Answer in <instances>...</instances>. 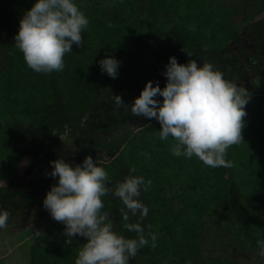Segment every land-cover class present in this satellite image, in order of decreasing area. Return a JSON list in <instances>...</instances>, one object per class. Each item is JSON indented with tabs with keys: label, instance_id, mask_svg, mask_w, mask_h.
Masks as SVG:
<instances>
[{
	"label": "trees",
	"instance_id": "obj_1",
	"mask_svg": "<svg viewBox=\"0 0 264 264\" xmlns=\"http://www.w3.org/2000/svg\"><path fill=\"white\" fill-rule=\"evenodd\" d=\"M86 1L74 0L89 20L87 28L81 33L83 48L73 44V50L65 53V67L62 71L38 73L27 65L23 54L14 45L21 18L37 0H0V162L3 161L2 157H17L19 154L13 144H10L16 138L21 143L24 141L16 134L17 121L30 120L45 138L55 143L61 142V136L65 133L75 138V146L76 140L81 136H88L89 142L81 140L76 150L78 154L72 153L71 158L76 164H82L91 155L95 161L97 149L106 148L111 160L100 167L111 177L107 186L113 191L102 197V211L109 214L114 230L126 238H137V234L123 228L121 209H127L114 195L115 187L129 174L143 176L145 182L152 181L148 190L141 187V195L138 197L149 209L147 216L139 221L149 243L135 257L129 258V264H165L162 258L166 256L162 249L163 243L170 246L172 239H179L186 247L195 249V245L191 243L194 230L178 221L179 209L165 203L166 182L174 180V177H182L183 163L187 158L172 154L171 147L176 141L172 137L160 139L159 131L162 126L155 118L149 119L151 122L148 125L133 132L128 126L140 117L132 115L130 105L127 111L117 108L115 95H120L125 103L132 104L149 80L153 82V86L158 82L163 89L167 83V77L163 73L171 56H175L181 64H187L190 59L197 60L201 65L203 61H208L223 73L226 80L232 82L236 77L232 72H242L243 69L231 45V42L238 45L240 40L237 31L229 25L228 18L232 17L234 8L224 2L218 8L217 16H208V12L203 10L197 30L181 28L176 44L171 40L161 44L150 32L141 31L143 29L140 27L159 17V14H168L171 8L179 6L181 0H116L120 6L108 12L99 4L100 1L106 3L111 0H91V5L86 4ZM200 1L190 0L195 8L202 7ZM257 1L264 10V0ZM248 34L255 36L257 43H264V18L250 27ZM262 52L264 53V49ZM109 55L121 61L119 74L115 79L102 73L99 64L101 59ZM252 98L249 99V104ZM156 99L163 101L162 96H157ZM253 99L258 100L259 105L252 106H255V110L260 109L264 115V96L256 95ZM252 106L245 108L246 116ZM123 127V132L115 136L116 130ZM39 143L36 142L38 145ZM228 149L225 159L235 158L238 165L242 166L240 158L246 154L236 155ZM43 151L42 147L35 148L36 159ZM260 155L255 160L245 162V167L242 166L244 176L249 179L248 186L254 188L245 187L244 180L235 179L224 195L226 216L237 228L234 237L238 241L243 239L245 248L259 257L254 264H264V256L260 255L258 243L264 241V152ZM46 156L52 159L68 157L64 149L57 153L48 150ZM197 160L193 167L200 170L204 163ZM133 167L136 171L131 173L130 169ZM218 169L219 167L213 168ZM226 170L235 177L243 175L234 166ZM192 177L194 181L197 180L196 173ZM44 180L45 178H40L41 183ZM20 193L21 190L0 186V204L7 202L18 208L20 200L25 208L41 198L40 193H34L26 196L31 199L30 202L21 197L18 200L16 196ZM256 199L261 200L257 202ZM254 200L256 204L251 206L250 203ZM51 219L49 217L46 222L50 223ZM137 221L138 216L130 214L129 222ZM41 233L40 243L32 249L34 264H72L76 255L78 257L81 249L78 240L73 239L71 244L66 242L67 239L57 241L60 237L65 239L62 222L57 221L52 226L44 227ZM151 234L156 236L155 248L151 247ZM188 234L190 244L184 239ZM227 247L225 250L229 254L223 250L221 254L211 256L202 250L183 258H186V264H246L240 258L236 259L237 252L230 248L231 245ZM167 261L170 264H182L176 256Z\"/></svg>",
	"mask_w": 264,
	"mask_h": 264
},
{
	"label": "clouds",
	"instance_id": "obj_2",
	"mask_svg": "<svg viewBox=\"0 0 264 264\" xmlns=\"http://www.w3.org/2000/svg\"><path fill=\"white\" fill-rule=\"evenodd\" d=\"M88 24V18L74 0H37L21 18L14 45L34 71H62L65 53L73 50V44L83 48L81 33ZM187 54L192 57L190 52ZM99 64L102 73L113 79L118 77L121 61L115 56H106ZM163 75L167 77L163 89L158 82L153 86L149 80L132 104L115 95L116 107L127 111L130 105L133 116L158 120L162 126L160 139L172 137L176 141L171 147L173 155L195 156L212 168L233 167V162L225 156L230 146L243 140L248 91L226 80L208 61L201 65L190 59L187 64H181L171 56ZM157 96H162L163 101L156 99ZM50 163L49 175L58 178V183L48 191L43 207L53 219L65 224L68 244L77 236L86 238L75 264H129L130 257L148 246L139 221L147 216L149 209L138 197L142 186L145 191L150 188L151 180L145 182L143 176L129 174L115 187L114 195L127 209H121L123 228L137 234V238H126L114 230L109 214L102 211V197L113 191L107 186L111 177L103 167L97 166L91 155L74 167L63 157ZM135 171V167L130 169L131 173ZM130 214L138 216V221L130 223ZM7 220L8 212L0 210V228L6 226ZM35 234L42 235L39 230ZM151 240V247L155 248V234H151ZM258 243L260 255L264 256V241Z\"/></svg>",
	"mask_w": 264,
	"mask_h": 264
},
{
	"label": "rangeland",
	"instance_id": "obj_3",
	"mask_svg": "<svg viewBox=\"0 0 264 264\" xmlns=\"http://www.w3.org/2000/svg\"><path fill=\"white\" fill-rule=\"evenodd\" d=\"M86 2V4H92L91 0H87ZM100 2V7L107 12L120 6L116 0L106 1V3L103 1ZM200 2L202 7L195 8L196 6L191 4L190 0H181V3L178 4L179 6L171 8V11L169 10L168 14L166 13L167 15L159 14V17L151 19L148 23L141 26L140 28L143 29L141 31L144 33L150 32L154 39L156 38L161 44H166L165 42L167 40H171L173 44H176L178 36L182 32L181 28L191 31L197 30L203 10L208 12L206 13L208 16H217L218 8L223 6L225 2L231 4L234 8V11L231 12L232 17L228 19L229 25L239 34L240 40L238 45H246V49L251 51L253 56L260 54V49H262L263 45L255 48L252 44H248L249 39H254L253 35L248 34L249 28L264 18V10H262L257 0H201ZM170 37L173 38L171 39ZM231 45L233 48L232 51L239 53V46L233 42H231ZM261 58L260 70L255 68V70H250L249 74H238L232 81V83L238 86H243L248 91L250 98H254L256 95L264 96V56ZM253 98L252 102L250 104L248 102L245 108L249 109V106L259 105L257 103L258 100ZM254 107L252 106L251 111H248L249 115L244 117L245 126L242 130L243 140L237 145L230 146L228 149L234 151L236 155L246 154L240 158L243 167H245V162L247 163V161L257 159L256 157L261 156L260 153L264 152V115L260 109L255 110ZM150 122L149 119L141 116L138 120L131 122L128 127L133 132H137ZM16 123H14L16 134L20 140L24 141L21 143L16 138L10 143L13 144V147L19 153L17 157H2L3 161L0 162V186L6 187L15 178H21L23 180L35 176L41 178L44 174L50 172L52 170V164L50 162L61 156L55 159L49 158L46 156L48 150L57 153L64 149L66 156L77 150V144L76 146L74 144L75 138L70 137L68 133L61 136V142L55 143L45 138L37 130V126L30 120L17 121ZM123 130L124 127L118 128L115 136L120 135ZM38 141L40 142L39 145L36 144ZM36 147H42V150H44L38 159H36L34 154ZM241 150H244V152H237ZM64 159L66 160L67 157ZM197 159L194 156L185 159L182 177H174V180L166 182L167 186L165 188V194L167 192L165 203L169 204V207L172 205L173 208L179 209L180 219L178 221L194 230L191 243L195 245V249L192 250L186 247V244H182L179 239H172L173 241L170 246L163 243L162 249L166 253V256L162 257L164 263L170 264L167 259L176 256L178 262L186 264V258H183V256L188 257L191 253L202 250L211 256L219 255L223 250L229 254L225 249H228L227 246L231 245L230 248L237 252L236 259L240 258L246 264H254L259 257L245 248L243 239L240 238V241H238L234 237L237 228L231 224L225 212L224 195H226L231 182L235 179L239 181L244 180V186H248L249 179L244 176L245 173L242 171L243 167L238 165L235 158L231 159V157H228L229 161L233 162L234 168L240 169V172L243 173V175L235 177L225 167H219L218 170H213L212 167L204 164L200 170L194 168V162L196 163L198 161ZM110 160L111 157H109L106 148L99 147L96 151L95 160L97 166L108 163ZM194 173L197 174V180L195 181L192 177ZM194 185L195 188L193 187ZM44 198H42L43 201ZM260 200L256 199L257 202ZM256 201L254 200L250 205L253 206L256 204ZM42 217L44 216L40 213L37 216L31 214L24 218L14 214H8L6 226L0 228V264H34L32 249L36 244L40 243V236H36V231L39 230L42 232L44 227L52 226L57 222L52 218L50 223H47L46 219L48 218ZM64 229L65 224L62 222L63 234ZM188 238L189 234L184 239L187 241V244H190ZM66 239L67 237L65 235V239L60 237L57 241H64ZM74 239L78 240L81 248L86 242V238L84 237L77 236ZM75 260L72 261V264H75ZM171 264L173 263L171 262Z\"/></svg>",
	"mask_w": 264,
	"mask_h": 264
},
{
	"label": "flooded vegetation",
	"instance_id": "obj_4",
	"mask_svg": "<svg viewBox=\"0 0 264 264\" xmlns=\"http://www.w3.org/2000/svg\"><path fill=\"white\" fill-rule=\"evenodd\" d=\"M255 39H256L255 36H254V39H249L248 44L249 43L252 44L255 48H258L260 45H263L262 49H260V54L253 56L251 51L246 49V47H245L246 45L245 46L238 45L240 48L239 53H237L238 59L240 61L239 65L243 69H242V72L233 71L232 73L234 75L235 74L238 75L241 73L242 74H249L250 70H255V68H257L258 70L261 69L260 60L262 59L261 57L264 56V53L262 52V50L264 49V43L263 42L257 43V41ZM247 57H250V58L247 59ZM236 69H238V68H236ZM81 140H85L86 142H89V137L88 136H81L78 140H76L77 146L80 145ZM75 153L78 154L77 152H75ZM66 161L70 162L73 167L76 165V163L71 158V154L68 155ZM50 172L44 174L41 177V178H45L44 183H41L40 177H37V176H35L33 178L28 177L27 179H24V180L21 178H15L12 182L10 181V184L6 186L7 188L13 189L15 191L21 190V193L16 196V199L19 200L22 198V200L30 202L31 199L26 198V196L32 195L34 193H37V194L40 193L41 198L39 200H37L36 202H34L32 205L26 206L25 208H24V204L21 203L20 200H19V207L18 208L15 207L14 205L7 203V202H4V203L0 204V210L7 211L8 214L19 215L20 217H23V218L26 216H30L31 214H34L37 216L39 213L42 216H44L42 218L52 217L50 212L48 210H46L43 206H41V205H43V199L42 198L46 197V195H47L48 191L51 189V187L54 184L58 183V178L51 177L49 175ZM49 177L51 179H48Z\"/></svg>",
	"mask_w": 264,
	"mask_h": 264
}]
</instances>
